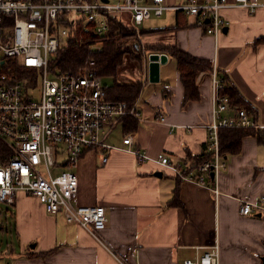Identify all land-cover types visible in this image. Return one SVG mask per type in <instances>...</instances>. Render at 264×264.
Masks as SVG:
<instances>
[{"label": "crops", "instance_id": "0c3cea01", "mask_svg": "<svg viewBox=\"0 0 264 264\" xmlns=\"http://www.w3.org/2000/svg\"><path fill=\"white\" fill-rule=\"evenodd\" d=\"M250 1L257 4L254 13L244 8L222 11L229 24L216 38L174 12L152 17L145 22L154 19L152 26L144 23L142 28L159 29L145 35L146 44H175L192 57L210 61L218 75L236 88L264 130V0ZM124 57L136 70L123 74L119 83L141 82L134 103L142 117L151 120L162 114L166 124L134 120L136 128L124 131L120 121L106 139L111 149L105 163L98 147L86 149L80 157L75 169L76 202L104 207L107 223L101 241L67 224L61 215L47 213L36 198L20 193L9 205L17 250L0 253V260L11 264H122L121 260L184 264L216 243L219 264H262L264 211L243 216L239 205L261 198L264 204V144L255 136H245L237 153L223 155L226 168L217 177V197L207 187L181 181L154 162L137 163L121 149L126 134L133 135L134 146L148 155L162 153L173 163L190 166L207 154L204 126L210 118V81L205 74L197 76L198 98L186 102L171 56L159 65L156 82L149 80L147 56L141 61ZM205 184L211 185L209 177Z\"/></svg>", "mask_w": 264, "mask_h": 264}, {"label": "built area", "instance_id": "2783aa9c", "mask_svg": "<svg viewBox=\"0 0 264 264\" xmlns=\"http://www.w3.org/2000/svg\"><path fill=\"white\" fill-rule=\"evenodd\" d=\"M256 7L250 0H0V203L11 205L20 193L34 197L47 213L61 215L67 224L83 228L100 242L107 223L104 207L76 202L75 169L80 157L86 149L98 147L105 163L111 149L106 139L123 117L166 124L165 117L158 114L147 120L136 103L108 99L93 60L77 73L59 70L54 65L58 51L88 29L95 36L104 35L110 18L120 13L129 15L136 31L152 17L180 13L216 38L229 24L221 14L224 9L244 8L254 13ZM100 48L98 43L88 46L91 53ZM204 73L210 81V118L204 126L208 159L187 166L173 163L162 153L150 156L134 146L131 134L123 137L121 149L137 163L154 162L181 181L207 187L217 197V177L226 168L219 131L260 129L261 125L245 108L230 104L224 93L226 81L215 66L199 75ZM206 177L210 186L205 184ZM261 211L262 198L239 205L243 216ZM0 264L11 263L0 260ZM184 264H219L218 245L207 247Z\"/></svg>", "mask_w": 264, "mask_h": 264}, {"label": "trees", "instance_id": "16d2710c", "mask_svg": "<svg viewBox=\"0 0 264 264\" xmlns=\"http://www.w3.org/2000/svg\"><path fill=\"white\" fill-rule=\"evenodd\" d=\"M176 14L182 16L180 13ZM157 30L159 29L147 31L141 28L136 31L131 27L127 13L116 14L110 18L108 31L104 35L95 36L88 29L81 35V41H77L80 37L79 33L76 36L78 38L69 40L67 46L58 51L54 65L61 71L77 73L87 61L93 60L95 63L93 69L97 74L102 77L114 76L115 78L117 69L122 65L125 55H129L130 58L138 61L142 60L140 55L142 45L137 40L139 32L145 36L150 32H158ZM134 37L133 44L129 39ZM97 43L101 45L100 50L96 53L89 52L88 46ZM129 43L132 47L129 46ZM145 50L147 53H164L171 56L176 62L180 82L184 88V100L187 102L198 98L195 78L199 73L208 72L212 69L210 61L192 57L180 50L175 44L146 45ZM141 89V82L125 85L116 81L113 86L106 87V93L108 99L112 101H124L132 105L138 98ZM224 93L229 97L231 105L245 108L250 114L253 113L252 109L242 101L236 88L227 82ZM134 120L129 116L122 118L124 131H132L136 128ZM245 136H255L258 143L264 144V130L262 129H222L219 131L220 153L222 155L237 153L240 149L241 140ZM209 157L210 155L206 154L204 157L196 159L192 165L195 166Z\"/></svg>", "mask_w": 264, "mask_h": 264}, {"label": "rangeland", "instance_id": "374dc122", "mask_svg": "<svg viewBox=\"0 0 264 264\" xmlns=\"http://www.w3.org/2000/svg\"><path fill=\"white\" fill-rule=\"evenodd\" d=\"M166 15L167 14H165V16ZM151 21L153 22L154 19H152ZM151 21L145 23V26H148V27L152 26ZM81 40H82V37L80 36L78 38V41H81ZM137 40H139L141 45H142V49L140 50V55L142 57L147 56V59H148V55H146L147 51L145 50V46L149 45V44L145 43V36H143L141 32H139V36H138ZM129 41L133 42V44H134L135 37L129 39ZM129 46H131L130 43H129ZM151 53H153V52H151ZM135 70H136V65L134 63H132L130 61V59L124 57L122 65L117 69V74H116L115 78H114V76L104 77L103 78V84L105 85V87H111V86H113L114 82H116V81L120 82L121 81L123 74L126 73V74L131 75L128 72H134ZM204 74L207 76L206 73H204ZM52 172H53V174H55L57 171L55 170ZM11 210L12 209L9 205L0 203V253H4L7 250L11 251L12 249H15V235L13 232ZM15 250H17V249H15Z\"/></svg>", "mask_w": 264, "mask_h": 264}, {"label": "water", "instance_id": "95a60500", "mask_svg": "<svg viewBox=\"0 0 264 264\" xmlns=\"http://www.w3.org/2000/svg\"><path fill=\"white\" fill-rule=\"evenodd\" d=\"M106 1V0H105ZM226 28L223 29V32H226ZM167 60V55L164 53H150L148 54V67H149V80L150 82L158 81V69L159 65L165 63ZM158 175H161L159 172ZM210 177H213V174L210 173ZM34 247V245H32ZM262 264H264V256L262 257Z\"/></svg>", "mask_w": 264, "mask_h": 264}]
</instances>
